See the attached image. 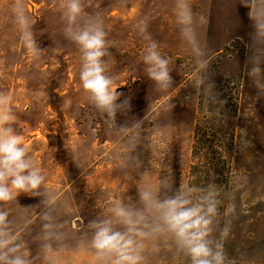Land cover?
Instances as JSON below:
<instances>
[{
  "label": "rangeland",
  "instance_id": "1",
  "mask_svg": "<svg viewBox=\"0 0 264 264\" xmlns=\"http://www.w3.org/2000/svg\"><path fill=\"white\" fill-rule=\"evenodd\" d=\"M82 2L85 19L100 14L107 74L131 102L114 118L83 89L60 0H0V92L10 96L9 126L45 177L38 191L0 201L11 246L30 264H110L114 256L97 257L88 224L112 219L125 232L111 211L119 204L143 215L138 227L148 235L134 237L144 245L141 264H191L171 234L153 231L156 215L139 193L164 199L180 183L212 184L219 215L211 239L222 242L226 264H264V93L245 72L254 55L264 60V0H188L189 38L177 0ZM20 9L38 51L21 39ZM153 41L169 61L167 88L147 75Z\"/></svg>",
  "mask_w": 264,
  "mask_h": 264
},
{
  "label": "clouds",
  "instance_id": "2",
  "mask_svg": "<svg viewBox=\"0 0 264 264\" xmlns=\"http://www.w3.org/2000/svg\"><path fill=\"white\" fill-rule=\"evenodd\" d=\"M60 7L66 20L64 36L76 44L81 53L79 78L83 89L99 110L114 118L122 104L131 107V102L121 99L123 93L117 90L115 79L107 74V61L104 58L109 46L108 33L100 14L85 19L82 0H60ZM176 16L178 24L182 26V36L189 38L193 32V18L188 0H177ZM17 19L26 48L32 52L38 51L30 18L23 9L18 10ZM143 61L148 66L149 79L161 88L170 86L172 76L169 61L160 54L154 41L145 49ZM245 72L257 89L258 96L264 93V60L254 55L246 62ZM14 119L10 96L0 92V201L3 202L12 200L19 192H36L45 182L41 170L27 155L23 137L15 134L9 126ZM200 193L202 195H197ZM139 195L146 207L156 215L158 223L153 231L171 234L178 249L190 258L191 264H226L222 242L211 239L214 221L219 215L218 192L214 185L201 187L180 183L164 199L157 198L151 191H141ZM111 211L117 218L115 222L126 225L127 230H114L112 219L90 221L88 227L95 230L91 245L96 249L97 257L114 256L110 264H141L143 257L140 253L144 245L138 244L134 237L148 235L138 227L143 220L142 213L130 211L119 204ZM7 216V212L0 210V264H30L28 259L17 254L21 247L19 244L11 246L13 238L5 231ZM45 219H48L47 215ZM44 227L47 229L51 225L45 224ZM229 231L226 223L220 229L221 241L228 237Z\"/></svg>",
  "mask_w": 264,
  "mask_h": 264
}]
</instances>
